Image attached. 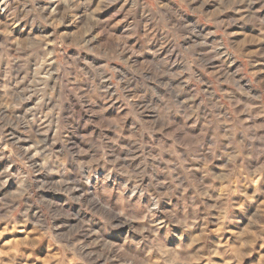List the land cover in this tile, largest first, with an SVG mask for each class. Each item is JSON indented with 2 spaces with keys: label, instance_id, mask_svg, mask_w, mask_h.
<instances>
[{
  "label": "rangeland",
  "instance_id": "374dc122",
  "mask_svg": "<svg viewBox=\"0 0 264 264\" xmlns=\"http://www.w3.org/2000/svg\"><path fill=\"white\" fill-rule=\"evenodd\" d=\"M52 1L0 0V9H3L0 11V157H3L0 173L7 170L10 175L14 174L0 183V264H82L72 252L37 229V224L48 218L38 201L56 205L53 212L57 214L61 210H79L78 219L91 217V212L73 203L63 192L44 188L36 191L31 199L28 196L18 199V178L27 174L31 165H37L41 171L33 179L38 183L51 186L61 179L76 182L71 166L64 177L55 171L49 173L44 170L47 162L42 157L49 148L53 152L63 150V145L56 143L61 135L58 128L73 115H88L80 109L82 98L90 101V90L107 89V98H98L94 111L102 109L108 120L126 117L121 127L123 135L129 137L123 147L128 146L133 124V116L128 113L131 105L143 103L137 99L143 93L134 86V91L125 94L121 91L124 85L117 81L132 76L128 64L134 61L139 71H144L146 58H151L167 63L173 72L180 73V79L186 84L184 91L190 93L187 99L199 104L206 97L218 105L214 117L223 120L221 127L225 130L233 129L237 141L259 147L261 141L255 137H264V0H147L148 11L157 4L167 5L170 11L164 18L165 23L173 27V33H154L150 43L146 42L149 37L139 25L145 9L142 5L134 7L139 0H54L56 4ZM173 34L175 38L168 43ZM128 49L143 55L135 56ZM189 65L198 84L189 82L184 73ZM192 89L201 95L191 93ZM144 115L148 117L149 113L145 111ZM88 128L96 134L101 131L94 125ZM205 128L207 124L201 120L192 130L199 135L196 130ZM164 131L156 132L155 136H163ZM86 134L87 131L81 132ZM104 135L116 133L105 129ZM76 139L84 146L79 136ZM168 143L171 144V139ZM14 154L30 160L27 164L23 160L12 163ZM131 163L138 164V161ZM245 163L256 166L254 160ZM217 183L222 184L217 193L221 196L226 186L222 181ZM261 184L264 180L258 178L249 192ZM87 191L85 188L72 195L81 197ZM257 210H264V199L249 201L244 210H238L248 212L243 226L229 225L227 231L213 226L209 246L216 250L212 252L211 264H264V239L247 228ZM78 219L58 216L47 219V223L56 229L53 235H71L73 229L79 228ZM73 239L88 245L85 251L95 254L92 257L95 264H106L105 257L109 254L100 242H95V237L85 240L77 233ZM117 242L122 243L118 236L106 241ZM202 242L200 233H195L189 239L191 258L174 264H209L207 256L201 259L195 254ZM225 247L238 249L234 259L220 254ZM130 254L141 258L153 255L152 264H163L151 249ZM109 264L119 262L111 257Z\"/></svg>",
  "mask_w": 264,
  "mask_h": 264
},
{
  "label": "clouds",
  "instance_id": "9594fccd",
  "mask_svg": "<svg viewBox=\"0 0 264 264\" xmlns=\"http://www.w3.org/2000/svg\"><path fill=\"white\" fill-rule=\"evenodd\" d=\"M141 5L145 11L139 25L149 37L147 43L151 42L150 37L156 32L173 33L172 25L165 23L164 19L170 11L167 5L157 4L152 11H148L150 5L147 0H139L134 7ZM174 38L173 34L167 42L171 43ZM128 51L135 56L143 55V52L133 49ZM124 63L127 64V61ZM128 67L132 76L128 80L121 77L117 81L124 85L121 91L127 94L134 91L135 86L143 93V96H137L143 103L131 105L128 113L133 116L128 146L123 147L129 137L123 135L121 127L126 117L119 121L108 120L102 109L94 111L98 107L97 99L107 98V89L90 90V101L87 97L82 98L80 109L87 111L88 115H73L68 123L58 128L61 135L56 143L62 144L63 150L53 152L49 148L42 157L47 162L44 170L49 173L55 171L64 177L71 166L76 182L61 179L51 186L38 183L33 178L41 171V166L31 165L29 172L18 178L20 196L17 198L28 196L31 199L36 191L44 188L63 192L73 203L91 212V217L78 219L79 210H61L57 214L53 212L56 205L46 200L38 201L48 213L47 219L58 216L78 219L79 228L73 229L71 235H53L56 229L48 225L47 219L38 223L37 229L72 252L82 264H95L92 258L95 254L85 251L88 245L83 241L73 239L77 233L82 234L85 240L95 237V242L101 243L109 254L105 257L106 264L111 257H115L119 264H152L153 255L141 258V255L130 254L149 249L152 254L159 255L163 264L187 261L192 254L189 239L200 233L203 242L195 254L201 259L207 256L211 264L212 252L216 250L209 246L213 226L222 227L224 231L229 225L243 226L248 212L238 210H244L249 201L264 199V184L249 192L258 178L264 180V137H255L261 141L259 147L246 144L243 140L237 141L232 134L233 129L225 130L221 127L223 120L214 117L218 105L206 97L199 104L187 99L190 93L184 91L186 84L180 79V73L173 72L167 63L146 58L144 71L138 70L135 61ZM184 73L189 82L199 83L192 74L191 65L185 68ZM100 79L103 82V78ZM177 80L180 82L174 83ZM191 93L201 95L196 89H192ZM145 111L149 113L148 117H145ZM146 120L150 122L146 123ZM201 120L207 128L197 129V135L192 129ZM189 121L193 123L190 125ZM88 125L101 129L100 133L96 134ZM105 129L116 135H104ZM161 130H165L164 135L155 136ZM82 131L88 134L81 135ZM64 132L68 135L64 136ZM77 136L84 146L80 145ZM168 139H171V144ZM14 155L12 163L23 160L27 164L30 160ZM132 160H137L138 164L131 163ZM249 160L256 161V166L246 165ZM12 175L7 170L0 173L3 177L0 183H5ZM218 181L226 186L221 196H217L222 187ZM85 188L88 191L83 196L72 195ZM237 196L239 199L234 198ZM247 228L264 239V210H257L251 215ZM161 229L165 231L161 232ZM112 236L120 237L122 243H106ZM237 251L225 247L220 254L234 259Z\"/></svg>",
  "mask_w": 264,
  "mask_h": 264
},
{
  "label": "bare ground",
  "instance_id": "6f19581e",
  "mask_svg": "<svg viewBox=\"0 0 264 264\" xmlns=\"http://www.w3.org/2000/svg\"><path fill=\"white\" fill-rule=\"evenodd\" d=\"M52 2H53L54 4H56V3H57V2H56V1H54V0H53ZM53 8H54V7H53ZM53 8H52V9H53ZM54 9H55V8H54ZM54 9H53V10H54ZM50 54H51V53H50Z\"/></svg>",
  "mask_w": 264,
  "mask_h": 264
}]
</instances>
